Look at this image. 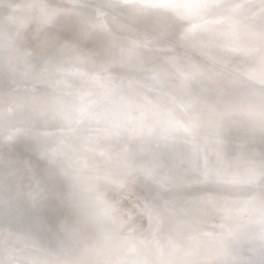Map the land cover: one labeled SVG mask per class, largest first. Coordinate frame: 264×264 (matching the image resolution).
<instances>
[{
	"label": "clouds",
	"instance_id": "clouds-1",
	"mask_svg": "<svg viewBox=\"0 0 264 264\" xmlns=\"http://www.w3.org/2000/svg\"><path fill=\"white\" fill-rule=\"evenodd\" d=\"M0 264H264V0H0Z\"/></svg>",
	"mask_w": 264,
	"mask_h": 264
}]
</instances>
